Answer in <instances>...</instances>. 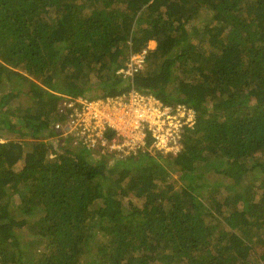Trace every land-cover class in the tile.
Returning a JSON list of instances; mask_svg holds the SVG:
<instances>
[{"label":"trees","instance_id":"16d2710c","mask_svg":"<svg viewBox=\"0 0 264 264\" xmlns=\"http://www.w3.org/2000/svg\"><path fill=\"white\" fill-rule=\"evenodd\" d=\"M144 49L182 149L72 148L67 96L127 92ZM1 130L0 264H264V0H0Z\"/></svg>","mask_w":264,"mask_h":264},{"label":"built area","instance_id":"2783aa9c","mask_svg":"<svg viewBox=\"0 0 264 264\" xmlns=\"http://www.w3.org/2000/svg\"><path fill=\"white\" fill-rule=\"evenodd\" d=\"M147 52L148 49L129 53L126 66L119 72L130 80L131 87L122 95L108 97L113 100L112 108L100 99L67 96V123L63 127L56 123L55 127L60 137L71 136L72 148L81 146L92 154L113 153L121 158L141 151L165 154L182 149L183 130L194 127L196 110L185 104L166 105L153 93L136 88L134 78L145 67Z\"/></svg>","mask_w":264,"mask_h":264},{"label":"rangeland","instance_id":"374dc122","mask_svg":"<svg viewBox=\"0 0 264 264\" xmlns=\"http://www.w3.org/2000/svg\"><path fill=\"white\" fill-rule=\"evenodd\" d=\"M155 45H156V42L155 41H150L149 42V47H151V48H153V47H155ZM94 99H100L101 101H103V102H105L106 103V105H108L110 108H112L113 107V100L111 99V100H109V98L108 99H102V98H94ZM24 103H27V101H25ZM120 113L122 114V110H121V108H120ZM3 133V134H5V136H9V137H15L16 135H13L12 134V132H10V131H5V130H1L0 131V133ZM70 145V144H69ZM97 153V152H96ZM99 154V153H98ZM154 154H156V153H154ZM95 155H97V154H95ZM153 155V154H152ZM162 155H164V156H166L165 154H162ZM162 155H160V156H162ZM52 156H54V155H52ZM93 156H94V154H93ZM155 156V155H154ZM119 157V156H118ZM156 157H159V155L157 154L156 155ZM125 158V157H124ZM127 160H128V158H127ZM123 162V161H122ZM207 178H208V180H207V182L209 183V185H210V188H209V190L210 191H212V193L215 195V197H217V198H220V199H223V194H221V193H219L218 191H217V188H216V183H215V180H217L218 178H220V176H218V175H212V174H208V176H207ZM174 179V180H173ZM171 181H175L176 183V185H178V184H180L179 182H177V181H179V178H178V175H177V173L176 172H174L173 174H172V178H171ZM203 192H204V194H206V189H204L203 190Z\"/></svg>","mask_w":264,"mask_h":264}]
</instances>
